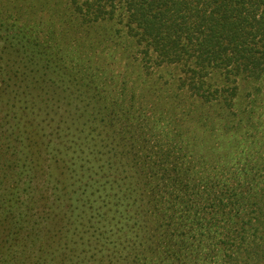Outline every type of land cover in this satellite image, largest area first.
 Segmentation results:
<instances>
[{"label":"trees","instance_id":"16d2710c","mask_svg":"<svg viewBox=\"0 0 264 264\" xmlns=\"http://www.w3.org/2000/svg\"><path fill=\"white\" fill-rule=\"evenodd\" d=\"M37 6L41 20L29 19L24 34L106 101L110 124L132 139L146 185L203 210L190 226L200 228L193 241L175 233L193 219L159 216L166 226L161 245L141 249L136 262L195 263L206 252L210 264H264V0ZM157 71L167 79L154 77ZM189 125L212 132L218 145L238 137L244 151L202 161V145L195 143V153L184 139ZM216 215L229 228L220 238L210 231Z\"/></svg>","mask_w":264,"mask_h":264},{"label":"rangeland","instance_id":"374dc122","mask_svg":"<svg viewBox=\"0 0 264 264\" xmlns=\"http://www.w3.org/2000/svg\"><path fill=\"white\" fill-rule=\"evenodd\" d=\"M30 1L0 0V264H142L139 252L161 245L160 217L170 214L193 219L175 233L194 239L200 228L190 226L203 210L146 185L132 139L110 124L101 96L24 34L29 19L44 13L37 4L50 0ZM155 76L164 80L168 73ZM185 132L207 163L244 151L238 137L218 145L210 131ZM210 229L219 238L229 230L217 215ZM206 255L162 264H210Z\"/></svg>","mask_w":264,"mask_h":264}]
</instances>
